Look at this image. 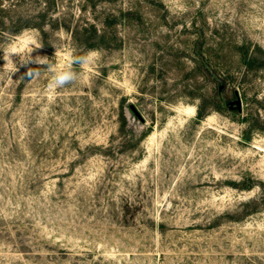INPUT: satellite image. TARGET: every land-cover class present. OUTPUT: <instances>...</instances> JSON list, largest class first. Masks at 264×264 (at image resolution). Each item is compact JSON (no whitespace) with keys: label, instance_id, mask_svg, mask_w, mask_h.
Here are the masks:
<instances>
[{"label":"rangeland","instance_id":"1","mask_svg":"<svg viewBox=\"0 0 264 264\" xmlns=\"http://www.w3.org/2000/svg\"><path fill=\"white\" fill-rule=\"evenodd\" d=\"M1 2L0 264H264V0Z\"/></svg>","mask_w":264,"mask_h":264},{"label":"clouds","instance_id":"2","mask_svg":"<svg viewBox=\"0 0 264 264\" xmlns=\"http://www.w3.org/2000/svg\"><path fill=\"white\" fill-rule=\"evenodd\" d=\"M42 45L37 44L36 49L41 48ZM12 54H18L16 49L5 50L3 59L6 61V66L9 67L12 73L17 71L15 64L12 60ZM96 53L89 51L82 55H76L72 52L66 54L64 61L57 65L50 62L46 56H36L34 59L30 56L27 62H32L37 65H45V69L50 74V79L47 84L49 90L63 89L69 85L76 83L79 79V72L76 70V66L90 65ZM26 75L30 78H38L41 75L40 68H29Z\"/></svg>","mask_w":264,"mask_h":264},{"label":"trees","instance_id":"3","mask_svg":"<svg viewBox=\"0 0 264 264\" xmlns=\"http://www.w3.org/2000/svg\"><path fill=\"white\" fill-rule=\"evenodd\" d=\"M1 1L2 0H0V35L1 36H7L11 34L15 35L21 29H24L27 27H33V28H38L42 30V27L44 26V23H45L44 19H41L40 22L24 20L20 17H17V19H12L6 14H9L10 12L14 11L13 7H15L16 4L11 3V2L6 4ZM85 26L82 27V29H84V31L87 32V28Z\"/></svg>","mask_w":264,"mask_h":264}]
</instances>
